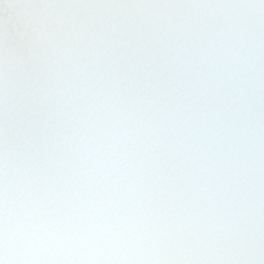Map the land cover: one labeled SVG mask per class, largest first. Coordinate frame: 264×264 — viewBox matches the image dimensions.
I'll return each mask as SVG.
<instances>
[{
    "label": "snow or ice",
    "instance_id": "1",
    "mask_svg": "<svg viewBox=\"0 0 264 264\" xmlns=\"http://www.w3.org/2000/svg\"><path fill=\"white\" fill-rule=\"evenodd\" d=\"M0 264H264V0H0Z\"/></svg>",
    "mask_w": 264,
    "mask_h": 264
}]
</instances>
